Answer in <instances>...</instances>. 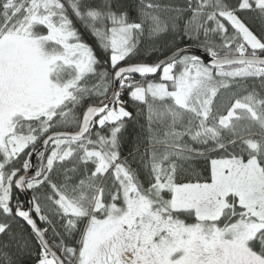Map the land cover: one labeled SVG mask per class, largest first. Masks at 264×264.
I'll return each mask as SVG.
<instances>
[{"label": "snow or ice", "instance_id": "6c2138e0", "mask_svg": "<svg viewBox=\"0 0 264 264\" xmlns=\"http://www.w3.org/2000/svg\"><path fill=\"white\" fill-rule=\"evenodd\" d=\"M26 259L264 264V0H0V264Z\"/></svg>", "mask_w": 264, "mask_h": 264}, {"label": "trees", "instance_id": "16d2710c", "mask_svg": "<svg viewBox=\"0 0 264 264\" xmlns=\"http://www.w3.org/2000/svg\"><path fill=\"white\" fill-rule=\"evenodd\" d=\"M257 26H258V22H257ZM81 33H82V38L85 42L89 43V44H92L94 45V41H95V38L86 30H84L82 27H81ZM139 78V77H137ZM131 131V130H129ZM20 199L21 200H24V197L23 196H20ZM25 264H32L31 260L30 259H26V262Z\"/></svg>", "mask_w": 264, "mask_h": 264}, {"label": "water", "instance_id": "95a60500", "mask_svg": "<svg viewBox=\"0 0 264 264\" xmlns=\"http://www.w3.org/2000/svg\"><path fill=\"white\" fill-rule=\"evenodd\" d=\"M198 51V50H197ZM24 197V199H26V197L25 196H23Z\"/></svg>", "mask_w": 264, "mask_h": 264}]
</instances>
